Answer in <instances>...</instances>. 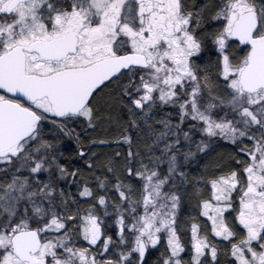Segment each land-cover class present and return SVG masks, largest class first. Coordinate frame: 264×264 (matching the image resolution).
<instances>
[{
    "label": "snow or ice",
    "instance_id": "6c2138e0",
    "mask_svg": "<svg viewBox=\"0 0 264 264\" xmlns=\"http://www.w3.org/2000/svg\"><path fill=\"white\" fill-rule=\"evenodd\" d=\"M0 264H264V0H0Z\"/></svg>",
    "mask_w": 264,
    "mask_h": 264
}]
</instances>
